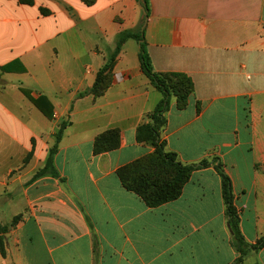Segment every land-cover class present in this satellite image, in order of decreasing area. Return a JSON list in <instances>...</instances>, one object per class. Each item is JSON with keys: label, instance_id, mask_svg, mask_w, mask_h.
<instances>
[{"label": "crops", "instance_id": "0c3cea01", "mask_svg": "<svg viewBox=\"0 0 264 264\" xmlns=\"http://www.w3.org/2000/svg\"><path fill=\"white\" fill-rule=\"evenodd\" d=\"M148 3L145 24L140 0H0V68L15 66L0 70V225L8 226L0 264H264V247L235 248L214 165L158 208L123 187L118 169L155 151L137 132L163 99L135 37L116 55L107 91L86 93L121 38L144 31L154 71L194 84L185 109L171 98L166 150L185 165L223 163L243 236L256 245L264 237V0ZM42 96L54 107L49 117L32 101ZM64 122L59 176L35 178ZM112 129L120 147L95 154L96 138Z\"/></svg>", "mask_w": 264, "mask_h": 264}, {"label": "trees", "instance_id": "16d2710c", "mask_svg": "<svg viewBox=\"0 0 264 264\" xmlns=\"http://www.w3.org/2000/svg\"><path fill=\"white\" fill-rule=\"evenodd\" d=\"M25 4H33V0H20ZM141 5L145 9L147 16L150 11L148 0H142ZM129 37H135L140 42V60L144 74L150 79L151 83L163 94L162 101L155 110L148 116V122L142 125L137 132V140L147 143L155 148V151L145 157L137 159L118 169L117 174L123 187L138 195L149 208H158L164 204L179 199L183 193L185 185L190 180L192 173L199 169H206L214 165L222 179V193L226 205V215L228 226L233 238V244L238 252L246 255L252 250L264 247V237L256 245H250L241 231V219L235 206V196L233 184L229 175L224 169L222 162L217 158L213 160H203L197 164L185 165L178 161L177 155L166 150V144L161 139V132L167 126V112L170 109L171 98H177L179 109H185L189 97L194 92V84L191 78L181 73H157L154 71L150 58L146 51V41L144 31L132 36L125 34L120 42L116 53L111 60L100 70L94 85L86 92L94 96L103 95L112 82V68L116 55L120 51L122 44ZM15 69L14 63L7 64L0 68L1 72H12ZM25 71L24 68L19 69ZM23 93L30 98L27 90L22 89ZM33 103L41 109L46 116H50L53 105L44 96L39 99H32ZM67 122L61 124L56 135V142L51 148L45 166L40 169L35 178L52 175L58 177L59 174L54 164V157L58 151L59 143L62 140ZM120 147V131L112 129L99 135L95 140L94 152L101 154L116 150ZM19 217L14 219L13 226L18 222ZM8 226L0 225V248L2 254L5 252V233Z\"/></svg>", "mask_w": 264, "mask_h": 264}, {"label": "water", "instance_id": "95a60500", "mask_svg": "<svg viewBox=\"0 0 264 264\" xmlns=\"http://www.w3.org/2000/svg\"><path fill=\"white\" fill-rule=\"evenodd\" d=\"M140 3H142V0H140ZM144 9V8H143ZM144 13H145V24L147 23V20H148V16H147V13H146V11H145V9H144ZM145 24H144V27H143V30H144V28H145ZM10 228H11V226H10ZM8 234H6V236H7Z\"/></svg>", "mask_w": 264, "mask_h": 264}, {"label": "rangeland", "instance_id": "374dc122", "mask_svg": "<svg viewBox=\"0 0 264 264\" xmlns=\"http://www.w3.org/2000/svg\"><path fill=\"white\" fill-rule=\"evenodd\" d=\"M0 26H1V27H3V28H4V27H7V25H6V24H4V22H3L2 18L0 19Z\"/></svg>", "mask_w": 264, "mask_h": 264}]
</instances>
